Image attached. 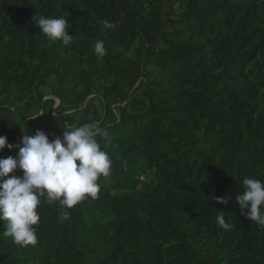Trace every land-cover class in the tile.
<instances>
[{"label":"trees","instance_id":"16d2710c","mask_svg":"<svg viewBox=\"0 0 264 264\" xmlns=\"http://www.w3.org/2000/svg\"><path fill=\"white\" fill-rule=\"evenodd\" d=\"M36 15L65 18L71 46ZM85 123L108 133L98 197L64 220L42 203L33 246L0 221V264H264V228L235 201L264 181V0H0V136Z\"/></svg>","mask_w":264,"mask_h":264},{"label":"clouds","instance_id":"9594fccd","mask_svg":"<svg viewBox=\"0 0 264 264\" xmlns=\"http://www.w3.org/2000/svg\"><path fill=\"white\" fill-rule=\"evenodd\" d=\"M34 21L48 40L71 46L74 36L68 34L65 18L35 16ZM104 29H114L108 20L101 21ZM94 52L103 58L107 52L103 40H97ZM105 129L94 123H85L71 130H63L62 138L54 140L43 131L25 134L20 145H12L7 137L0 136V150L18 148L15 157L0 159V221L4 222L5 237H10L19 247L33 246L38 237L36 226L40 222L38 209L42 203L56 204L62 220L68 219L73 206L87 197L96 199L100 191L98 180L111 175L112 160L102 150L97 137H107ZM17 170L22 175H16ZM12 174L11 176L9 174ZM227 205L229 199L214 197ZM241 214L264 228V181L245 177L243 192L235 195ZM226 213L216 216L219 228L228 231L233 225L226 223Z\"/></svg>","mask_w":264,"mask_h":264}]
</instances>
